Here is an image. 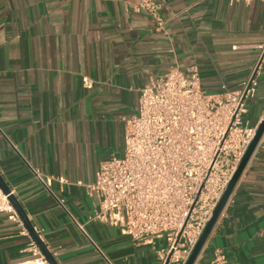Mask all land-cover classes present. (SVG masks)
Instances as JSON below:
<instances>
[{"label": "crops", "instance_id": "1", "mask_svg": "<svg viewBox=\"0 0 264 264\" xmlns=\"http://www.w3.org/2000/svg\"><path fill=\"white\" fill-rule=\"evenodd\" d=\"M0 0V172L58 264H160L167 239L137 241L105 215L89 188L102 161L120 157L140 89L197 66L203 89L237 90L264 45V0ZM94 80L83 85L82 76ZM245 120L264 116V59ZM32 168L50 177L51 189ZM15 211L0 214V264L39 263ZM264 264V135L193 264Z\"/></svg>", "mask_w": 264, "mask_h": 264}, {"label": "built area", "instance_id": "2", "mask_svg": "<svg viewBox=\"0 0 264 264\" xmlns=\"http://www.w3.org/2000/svg\"><path fill=\"white\" fill-rule=\"evenodd\" d=\"M236 0H230L234 2ZM162 5L142 0L138 11L148 12L164 27ZM250 76L237 90L206 92L197 66L184 72L171 68L164 78L140 89L138 112L126 120L125 148L120 157L101 162L89 186L98 209L137 241L165 237L167 246L156 252L160 264H186L213 211L250 146L259 125L245 120L248 101L256 96L264 45ZM83 85L94 80L82 76ZM36 178L69 212L65 200L51 189L50 177L32 168ZM15 210L0 188V214ZM109 264L101 246L74 217ZM34 254L40 253L34 245ZM35 264H48L40 257ZM30 264H34L31 263ZM211 264H240L217 254Z\"/></svg>", "mask_w": 264, "mask_h": 264}, {"label": "water", "instance_id": "3", "mask_svg": "<svg viewBox=\"0 0 264 264\" xmlns=\"http://www.w3.org/2000/svg\"><path fill=\"white\" fill-rule=\"evenodd\" d=\"M263 135H264V116H263L262 120L260 121V123L257 127L256 134H255L250 146L248 147V149H247L244 157L242 158L237 170L235 171L232 179L230 180L224 194L222 195L219 202L217 203V205L213 211L212 217L208 221L198 243L196 244V246H195L194 250L192 251L189 259L186 262V264H193L194 261L196 260V258L198 256L199 252L201 251L208 235L210 234L215 222L217 221L221 211L223 210L225 204L227 203L236 183L238 182L241 174L243 173L246 165L248 164L253 152L255 151V149H256V147H257V145H258V143L261 140ZM0 188L8 196V199H9L10 203L12 204L14 210L18 214L19 218L23 222L25 228L28 230L31 238L33 239V241L35 242V244L37 245V247L41 251L42 255L44 256V258L46 259L48 264H58L57 260L55 259L53 254L50 252V250L48 249L45 242L41 239L40 235L36 232L32 222L30 221L29 217L27 216L22 204L20 203L17 196L12 192L9 184L6 182V180L2 176L1 172H0Z\"/></svg>", "mask_w": 264, "mask_h": 264}, {"label": "bare ground", "instance_id": "4", "mask_svg": "<svg viewBox=\"0 0 264 264\" xmlns=\"http://www.w3.org/2000/svg\"><path fill=\"white\" fill-rule=\"evenodd\" d=\"M39 262H40V260H39Z\"/></svg>", "mask_w": 264, "mask_h": 264}]
</instances>
